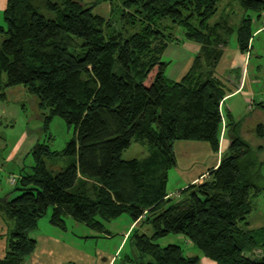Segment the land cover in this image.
Returning a JSON list of instances; mask_svg holds the SVG:
<instances>
[{
  "label": "trees",
  "instance_id": "1",
  "mask_svg": "<svg viewBox=\"0 0 264 264\" xmlns=\"http://www.w3.org/2000/svg\"><path fill=\"white\" fill-rule=\"evenodd\" d=\"M104 1L8 0L3 12L0 99L23 86L42 112L45 132L60 117L74 133L62 150L38 141L30 152L34 163L0 199V210L14 221L0 264H23L35 252L33 234L49 209L51 224L62 230L69 217L105 232L107 222L123 215L140 220L128 235L138 251L127 257L134 264H199L180 244L157 242L170 234L184 235L217 264H264V241L247 219L254 197L264 193V123L224 118L222 101L233 89L215 74L219 46L227 44L222 23L212 24L221 0H110L121 8L116 25L95 12ZM238 2L246 11H264V0ZM178 28L212 57H198L172 79L163 55L178 41ZM235 32L240 49L249 50L252 18L244 16ZM257 106L264 109V101ZM227 126L233 137L219 164L202 180L169 191L176 141H204L219 152ZM133 142L146 144L148 155L124 159ZM61 154L72 161L54 172L47 158Z\"/></svg>",
  "mask_w": 264,
  "mask_h": 264
},
{
  "label": "crops",
  "instance_id": "2",
  "mask_svg": "<svg viewBox=\"0 0 264 264\" xmlns=\"http://www.w3.org/2000/svg\"><path fill=\"white\" fill-rule=\"evenodd\" d=\"M7 2L8 0H0L1 12H4L6 9ZM229 5L230 3H227L226 1L223 2L224 9ZM243 15L252 18L253 36L250 40V48L247 51H242L240 49L235 32V27H238L240 23L236 18L237 23L235 24L233 21L234 16H231L230 14L229 17L223 20V23L225 24L222 30L226 33L224 39H227V44L219 46L222 50V55L215 68V74L226 82L229 88L233 89L232 92L228 93L222 101L221 108L224 118L228 120V117L232 116L234 119L238 120L247 116V119L250 120V124L254 126L259 121L264 123V109L257 106L259 102L264 101V11L261 13L243 11ZM225 17L226 16H224V18ZM217 22L219 21L213 22L212 20V24ZM232 35H234L235 38H233ZM194 43H196L195 46L197 49L193 51L190 56L189 66L187 70L176 79L181 78L197 61L198 57L203 58L204 61H209V56L212 57V53L206 47L200 43ZM9 90H20L21 95L27 93L26 88L23 86L9 88L7 94L9 93ZM29 133L25 131L20 135V138L8 151V160H15L18 156L21 157V155L27 152L28 149L30 150L27 155H30L32 148L38 141H40V139L36 138V136L33 138L30 137ZM232 137V131H230L229 127L226 128L220 140V150L219 152H215V155L208 143L207 145L202 143H199L201 145L198 146L194 145L195 148L198 147L203 150L204 155L211 158V160L206 162L202 168L192 171L187 177L185 184L181 186V189L185 188L190 183L202 180L207 175L206 173H208L210 168L216 167L219 164L221 155L228 150ZM26 144L28 146H26ZM20 161L22 170L26 167V164L24 159H21ZM31 165L27 167H30ZM199 167H201L200 164ZM186 175L188 174L186 173ZM50 215L47 216L49 219L44 217L40 220L39 227L33 234L38 240L37 248L33 254L25 259L23 264H118V259H122L121 254L123 249L129 242L128 235L131 230L134 227L139 226L141 222L140 220L134 222L130 217H124L123 215L116 220L107 222L106 228L108 232H105L93 229L92 227L77 221L73 227L82 226L80 224H83L86 226L85 228H90L91 231L85 229L86 234L84 235L73 232L72 234L74 238L67 240L59 234L54 233L53 230L62 229H57L58 227L56 228V226L51 224ZM3 217L4 214L0 213V258H3L5 255L7 246L6 236L12 228L10 222L2 219ZM247 219L249 222V228L259 237V241H264V193L254 197V208L248 215ZM121 220L124 221H122L119 225L120 228L116 231L119 238L114 239L113 232L108 226L119 224L118 222ZM68 228L63 231H69ZM101 239L111 240L113 241V245L104 247L100 246L99 242ZM90 241H92L94 245L86 248L84 245L85 242L88 243ZM129 255L131 254L126 255V260ZM121 263L125 264V261H122Z\"/></svg>",
  "mask_w": 264,
  "mask_h": 264
},
{
  "label": "rangeland",
  "instance_id": "3",
  "mask_svg": "<svg viewBox=\"0 0 264 264\" xmlns=\"http://www.w3.org/2000/svg\"><path fill=\"white\" fill-rule=\"evenodd\" d=\"M226 1L230 3L228 7L223 8V2ZM110 0L101 2L97 5L95 12L104 15L105 17H113L115 19V25L119 22L118 18L120 17L121 8L117 6L118 2H114L113 8L109 3ZM219 11L216 14L213 22L219 21L222 23L218 27L220 28L219 33L223 37L226 36V33L223 32L222 28L225 23L227 17L234 16L233 21L236 24V18L239 23L243 18V11H246L238 2V0H221L218 4ZM247 12V11H246ZM224 16H226L224 18ZM224 18V19H223ZM0 24H5L3 12L0 11ZM237 28V26L235 27ZM176 36L178 41L173 42L170 47L166 50L163 55V60L168 61L169 65L166 69V76L172 79H176L182 73H184L188 66L190 56L195 51L196 43L187 40L184 29L178 28L176 30ZM230 36V35H228ZM235 38L234 35H232ZM76 42L81 45L84 43L82 39H77ZM70 50L73 53L81 52L82 48L77 46H72ZM203 52V51H202ZM18 89V88H16ZM21 91L9 90L8 99L1 100L0 99V199H2L6 193L13 190L14 185L10 184L9 177L11 174H18L21 170V159H24L26 166H29L34 163L32 155H27L25 152L23 155L18 156L15 160H8L7 154L10 148L17 142L20 138V135L27 131L30 137L36 136V138L40 139L42 142H46L51 144V148L53 150H62L67 142L72 138L74 129L69 128L67 123L60 117H56L52 123L50 124L49 129L45 132L43 130V121L39 118V114L42 112L37 108L36 103L33 101V96L30 93H26L25 95L20 94ZM32 132V133H31ZM52 136V137H51ZM49 137V140H48ZM50 138H52L50 140ZM197 143V144H196ZM199 143L207 145V142L204 141H190V140H179L176 141L174 148L177 154V165L172 168L169 172V183L168 190L175 193V189H181V186L185 184L187 177L195 171V169H200L203 165L211 160V158L204 155L203 150L200 148H195L197 145H201ZM195 145V146H194ZM26 146H28L26 144ZM24 152V151H23ZM149 153V147L142 142H133L132 145L124 150L122 157L124 159L130 158H143ZM215 155V152H214ZM72 161V156L70 155H57L54 157L47 158L48 167L57 172L67 166ZM12 162V163H11ZM199 164L201 167H199ZM13 172V173H11ZM186 173L188 175H186ZM73 190V189H72ZM171 193V194H173ZM0 213L4 214L2 219L10 222V226H13L14 221L10 218L5 212L0 210ZM52 213V209L48 210V213L44 216L47 217ZM43 217V218H44ZM124 217H129L128 215H124ZM42 218V219H43ZM1 219V218H0ZM49 219V217H47ZM2 221V220H1ZM6 221V223H7ZM121 220L118 222L119 224H113L112 226H108L110 230L113 232V238H119L117 234V230L120 228L119 225L122 223ZM77 221L72 218L68 219L69 231L63 230H53L54 233L59 234L61 237L70 240L74 238L73 232L77 234L84 235L85 229L91 231L90 228H85L83 224L82 226H75ZM117 223V222H116ZM84 227V228H83ZM57 228V227H56ZM59 229V228H57ZM78 232H77V231ZM143 231L151 233L152 227L151 225H145ZM95 233V231H94ZM96 234V233H95ZM98 234V233H97ZM93 241V240H92ZM90 242H85V247L89 248L94 245ZM117 241V240H116ZM161 244V246H166L171 243H177L184 247L185 253L193 256L198 255L200 257L199 264H217L215 260H212L203 255L202 251L196 247L193 243L189 244L187 238L181 234H170L167 237L161 238L157 241ZM100 246H112L113 241L101 239L99 242ZM134 247L131 244V241L125 245L123 252L121 254L122 259H118V264H122V261H125V264H134V262L126 260V255L131 254L132 258H134V254L138 253V251H134ZM137 255V254H136ZM145 261L152 260V257L146 255L144 257Z\"/></svg>",
  "mask_w": 264,
  "mask_h": 264
},
{
  "label": "built area",
  "instance_id": "4",
  "mask_svg": "<svg viewBox=\"0 0 264 264\" xmlns=\"http://www.w3.org/2000/svg\"><path fill=\"white\" fill-rule=\"evenodd\" d=\"M16 179H17L16 175H14V174L10 175V177H9L10 182L9 183L14 185L16 183Z\"/></svg>",
  "mask_w": 264,
  "mask_h": 264
}]
</instances>
